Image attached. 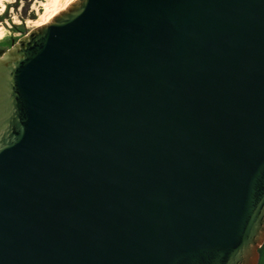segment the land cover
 <instances>
[{"label": "water", "instance_id": "95a60500", "mask_svg": "<svg viewBox=\"0 0 264 264\" xmlns=\"http://www.w3.org/2000/svg\"><path fill=\"white\" fill-rule=\"evenodd\" d=\"M264 0H75L0 51V264H259Z\"/></svg>", "mask_w": 264, "mask_h": 264}, {"label": "rangeland", "instance_id": "374dc122", "mask_svg": "<svg viewBox=\"0 0 264 264\" xmlns=\"http://www.w3.org/2000/svg\"><path fill=\"white\" fill-rule=\"evenodd\" d=\"M49 1L0 0V34L8 36L6 41L0 42V48L9 50L14 43L37 28V25L46 22L50 13L42 5ZM74 1L64 0L63 4L68 5Z\"/></svg>", "mask_w": 264, "mask_h": 264}, {"label": "bare ground", "instance_id": "6f19581e", "mask_svg": "<svg viewBox=\"0 0 264 264\" xmlns=\"http://www.w3.org/2000/svg\"><path fill=\"white\" fill-rule=\"evenodd\" d=\"M74 1V0H73ZM64 0H50L49 2L42 5L43 9L50 13V17L46 20V22L37 25L36 27H40L49 23L56 15H58L61 11L65 10L71 3L68 5L63 4ZM7 35L0 34V42L5 41Z\"/></svg>", "mask_w": 264, "mask_h": 264}, {"label": "trees", "instance_id": "16d2710c", "mask_svg": "<svg viewBox=\"0 0 264 264\" xmlns=\"http://www.w3.org/2000/svg\"><path fill=\"white\" fill-rule=\"evenodd\" d=\"M259 264H264V245L260 249V263Z\"/></svg>", "mask_w": 264, "mask_h": 264}, {"label": "flooded vegetation", "instance_id": "af4514ba", "mask_svg": "<svg viewBox=\"0 0 264 264\" xmlns=\"http://www.w3.org/2000/svg\"><path fill=\"white\" fill-rule=\"evenodd\" d=\"M7 37H8V36H7ZM6 40H7V38H6ZM6 40H5V41H6ZM3 50H5V49H4V48H0V51H3Z\"/></svg>", "mask_w": 264, "mask_h": 264}]
</instances>
